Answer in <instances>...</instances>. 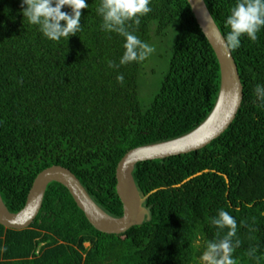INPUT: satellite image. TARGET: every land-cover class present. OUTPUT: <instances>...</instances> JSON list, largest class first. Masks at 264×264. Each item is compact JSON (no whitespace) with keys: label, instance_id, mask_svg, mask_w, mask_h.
I'll list each match as a JSON object with an SVG mask.
<instances>
[{"label":"trees","instance_id":"1","mask_svg":"<svg viewBox=\"0 0 264 264\" xmlns=\"http://www.w3.org/2000/svg\"><path fill=\"white\" fill-rule=\"evenodd\" d=\"M204 1L225 38L236 0ZM87 2L82 31L57 42L29 24L21 0H0V194L11 212L23 207L41 170L62 165L103 210L121 216L115 169L122 156L191 131L215 103L218 60L187 0H152L140 24L130 23L146 43H171L167 73L147 103L139 95L146 59L120 65L124 38L102 29L101 0ZM231 53L243 99L229 127L199 150L134 167L139 191L155 189L144 203L148 220L102 233L51 182L29 227L0 224V264H198L206 242L228 231L211 223L221 209L237 221V264H264V99L255 94L264 85V30L255 42L242 37Z\"/></svg>","mask_w":264,"mask_h":264},{"label":"water","instance_id":"2","mask_svg":"<svg viewBox=\"0 0 264 264\" xmlns=\"http://www.w3.org/2000/svg\"><path fill=\"white\" fill-rule=\"evenodd\" d=\"M187 2L219 64V91L207 117L197 127L179 137L134 147L122 156L115 169V189L122 204L121 216L115 217L103 210L69 168L62 165H51L35 176L26 201L17 212L9 211L0 194V224L16 230L29 227L40 211L48 184L58 182L68 190L77 207L96 230L106 234H121L150 218L149 209L144 203L155 189L145 195L139 191L133 178V170L138 162L163 159L199 150L219 137L229 127L243 99V85L237 65L231 50H226L223 43L224 36L211 16L205 1L187 0ZM201 173H195L182 183ZM225 181L228 183L226 176Z\"/></svg>","mask_w":264,"mask_h":264},{"label":"clouds","instance_id":"3","mask_svg":"<svg viewBox=\"0 0 264 264\" xmlns=\"http://www.w3.org/2000/svg\"><path fill=\"white\" fill-rule=\"evenodd\" d=\"M151 3L152 0H101L97 11L103 20L102 29L119 34L125 41L120 65L142 62L155 51L153 46L129 30L130 23L139 25L140 18L152 11ZM89 7L87 0H21L23 16L29 24L38 26L44 37L57 42L62 38L69 40L82 31V10ZM65 8L69 11L63 10ZM225 26L229 29L223 41L226 50L238 49L245 36L257 41L258 33L264 30V0H236ZM109 67L118 65L109 61ZM117 79L123 83V74ZM262 93L264 85L258 84L255 88L257 99H264ZM211 223L218 230L228 231L222 238L217 233V239L206 242L204 251L198 256V264H237L234 252L239 241L233 239L237 233L235 217L221 209L211 218ZM249 255L255 256L256 250L250 249Z\"/></svg>","mask_w":264,"mask_h":264},{"label":"rangeland","instance_id":"4","mask_svg":"<svg viewBox=\"0 0 264 264\" xmlns=\"http://www.w3.org/2000/svg\"><path fill=\"white\" fill-rule=\"evenodd\" d=\"M148 44L151 46L153 44L155 51L146 58L144 69H142L145 74L139 75V95L142 100L145 98L144 103H147L149 97L156 93L159 88L160 81L167 73L168 65L166 60L168 55L166 54V51H170L171 48L169 39H167L165 44H162L160 41L155 42L153 40H151ZM85 245L88 246L89 244L86 243Z\"/></svg>","mask_w":264,"mask_h":264}]
</instances>
